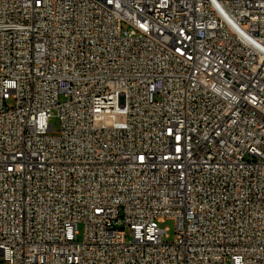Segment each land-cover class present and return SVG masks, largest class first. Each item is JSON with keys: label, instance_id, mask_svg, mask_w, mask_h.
I'll use <instances>...</instances> for the list:
<instances>
[{"label": "built area", "instance_id": "obj_1", "mask_svg": "<svg viewBox=\"0 0 264 264\" xmlns=\"http://www.w3.org/2000/svg\"><path fill=\"white\" fill-rule=\"evenodd\" d=\"M0 257L264 264V0H0Z\"/></svg>", "mask_w": 264, "mask_h": 264}, {"label": "rangeland", "instance_id": "obj_2", "mask_svg": "<svg viewBox=\"0 0 264 264\" xmlns=\"http://www.w3.org/2000/svg\"><path fill=\"white\" fill-rule=\"evenodd\" d=\"M55 115L56 114H54V117L51 119L50 125H52L54 127V132L57 133L59 130V121ZM175 227H176V224H175V221L173 219H166L164 221V223L160 224V228L162 230H167L168 238L166 240L168 242H173L175 239ZM126 233H127V236L129 237V230L128 229H126ZM82 235H83V227L80 225L78 227V240L82 239Z\"/></svg>", "mask_w": 264, "mask_h": 264}]
</instances>
